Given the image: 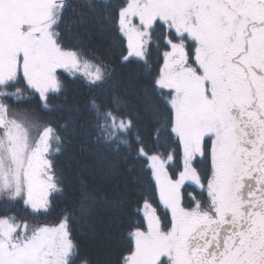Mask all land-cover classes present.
Wrapping results in <instances>:
<instances>
[{
	"label": "snow or ice",
	"instance_id": "6c2138e0",
	"mask_svg": "<svg viewBox=\"0 0 264 264\" xmlns=\"http://www.w3.org/2000/svg\"><path fill=\"white\" fill-rule=\"evenodd\" d=\"M68 7L67 0H0L5 212L21 202L35 214L50 211L64 195L56 160L66 137L78 134L71 120L53 126L35 109L10 110L8 101L38 94L41 110L52 112V101L65 93L64 73L95 86L111 77L106 65L69 50L75 21L66 19ZM81 7L88 11L79 23L94 20L112 48L126 38L125 65L138 64L151 77L153 51L163 56L141 89L135 121L121 112L122 97H114L115 110L89 103L96 132L85 167L110 177L124 165L143 200L121 264H264V0H127L118 13L112 0H81ZM136 123L165 152L145 151L139 133L132 135ZM113 151L118 158H110ZM148 170L154 184L145 181ZM149 190L158 201H149ZM197 190L199 198L192 196ZM82 196L86 215L95 197L86 189ZM70 219L65 214L48 226L0 217V264H91L79 253Z\"/></svg>",
	"mask_w": 264,
	"mask_h": 264
},
{
	"label": "trees",
	"instance_id": "16d2710c",
	"mask_svg": "<svg viewBox=\"0 0 264 264\" xmlns=\"http://www.w3.org/2000/svg\"><path fill=\"white\" fill-rule=\"evenodd\" d=\"M69 5L66 19L73 23L70 37V49L78 50L84 57L95 65L107 66L111 77L99 86L91 85L81 77H71L64 74L65 93L52 101L57 109L52 112L41 110L39 95L35 94L30 100L8 101L10 108L17 112L35 109L42 122L59 126L65 121L71 120L77 128L78 134L66 137L65 148L56 160L58 172L64 188V195L55 200L48 213L35 214L23 203L10 207L7 212L0 208V217L15 215L18 219L29 224L57 226L65 214L70 215L69 228L74 242L78 245L81 257L91 261V264H121L122 257L128 255L127 249L131 246L129 232L134 231L129 224H137L142 220L141 190L134 186L121 165L119 172L110 177H101L85 167L92 157L90 152L95 148L94 118L89 112L91 100L104 108L115 110L114 97H122L126 106L121 105V112L128 114L135 121V107L138 96L145 83H150L159 73L163 65L162 52L155 50L151 56L152 75L148 77L144 69L138 64L125 65L121 54L127 53V43L121 35V41L117 47L112 48L109 43L103 41L94 30V20L85 18L81 24L80 13L87 12L81 7V0H67ZM118 13L119 6L125 5L127 0H112ZM83 125V129L80 128ZM85 132L88 133L87 140ZM144 140V149L149 154L165 152V148L155 142V137L149 136V129L143 123H136L133 136L136 133ZM136 149L133 140V151ZM124 146L120 147V155L125 153ZM170 151V149H168ZM110 158H118L116 152L110 153ZM149 174L145 178L146 183L154 184ZM95 197L90 201V208L86 215H81L80 207L84 190ZM198 191L192 196L198 197ZM150 202L158 201V195H152L149 190ZM51 199V198H50ZM118 201L113 205L112 201ZM140 209V211H138Z\"/></svg>",
	"mask_w": 264,
	"mask_h": 264
},
{
	"label": "rangeland",
	"instance_id": "374dc122",
	"mask_svg": "<svg viewBox=\"0 0 264 264\" xmlns=\"http://www.w3.org/2000/svg\"><path fill=\"white\" fill-rule=\"evenodd\" d=\"M124 39L126 40V38L124 37ZM126 43H127V40H126ZM130 59H133V58H130ZM63 70H58V72H62ZM64 74H67V75H69L68 73H64ZM70 76V75H69ZM72 77V76H71ZM76 77H81V78H83V79H85L86 81H87V79L83 76V75H80V74H77V76ZM73 78H75V77H73ZM10 110H12V108H10ZM17 112V111H16ZM30 225H32V224H30ZM58 226V225H57Z\"/></svg>",
	"mask_w": 264,
	"mask_h": 264
}]
</instances>
